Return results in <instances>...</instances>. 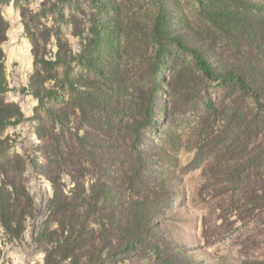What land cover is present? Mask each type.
<instances>
[{
	"label": "rangeland",
	"instance_id": "374dc122",
	"mask_svg": "<svg viewBox=\"0 0 264 264\" xmlns=\"http://www.w3.org/2000/svg\"><path fill=\"white\" fill-rule=\"evenodd\" d=\"M0 11V264H264V0ZM52 175L90 231L50 222Z\"/></svg>",
	"mask_w": 264,
	"mask_h": 264
},
{
	"label": "trees",
	"instance_id": "16d2710c",
	"mask_svg": "<svg viewBox=\"0 0 264 264\" xmlns=\"http://www.w3.org/2000/svg\"><path fill=\"white\" fill-rule=\"evenodd\" d=\"M2 1L3 0H0V2ZM4 23L5 21L3 20L0 11V35L2 36L4 35L3 31L5 30ZM157 31L159 30L155 31L156 38H158ZM160 31L162 32V30ZM1 40H3L2 37H0V41ZM157 60H156V64L160 63V58H157ZM2 61H3V52L0 49V76H3L5 73V68L3 66ZM197 64L200 66V69L203 71L204 75L207 78L214 79L217 76V79H222V82H227L228 80H230L231 83L236 84V87L239 88V90L243 92L244 91L251 92L256 98V101L261 103L260 102L262 96L261 93L256 88H254L255 83H251L250 79L247 77L245 73L238 70L237 71L234 70V71H228L224 75H220L218 72L216 73V71L214 70L211 61L206 59L204 56L198 57ZM251 80L255 82L254 81L255 79H251ZM51 181L54 187L55 198L53 199V212H51L50 214V222H58L62 228L67 227V228H72L71 230H73L79 226L80 228H85V230L89 229L90 231L89 223L87 222L89 215L88 209L90 204L85 202L86 200L85 197L83 196L81 198L78 197L77 192L71 196L66 195L63 189H61V187L59 186L55 175H52ZM121 231L124 234L122 228ZM78 261L79 260L76 258L74 262H76V264H79L80 261L79 262ZM45 264H50L48 255Z\"/></svg>",
	"mask_w": 264,
	"mask_h": 264
}]
</instances>
